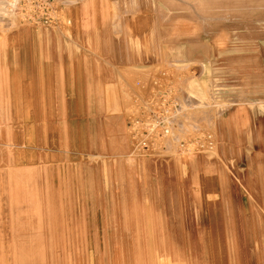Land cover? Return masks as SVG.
Listing matches in <instances>:
<instances>
[{"label": "rangeland", "instance_id": "374dc122", "mask_svg": "<svg viewBox=\"0 0 264 264\" xmlns=\"http://www.w3.org/2000/svg\"><path fill=\"white\" fill-rule=\"evenodd\" d=\"M149 3L142 18L150 35L164 42L183 35L185 46L194 45L201 56L118 67L114 79L99 84L91 62L71 64L64 76L56 75L48 86L43 85L45 78L39 79L42 84L31 89V123L20 121L25 133L31 124V143L15 151L14 187L1 192L4 199H16L18 206L14 232L0 234V264H76V247L82 241L75 237L76 214L79 204L89 199L99 201L100 210L107 199L115 204L122 199L145 202L160 195L155 194L153 182L158 181L156 188L161 189L166 183L203 181L191 174L197 168L212 177L211 191L219 182L239 188L264 184V142L253 131L255 120L264 129V0ZM105 17L107 24L115 26L138 16ZM183 23L191 29L178 30ZM75 25L74 21L67 41L52 28L31 29L39 33L37 37L44 34L66 42L70 51L78 39ZM145 65L170 72L186 115L162 156L138 159L128 155L125 120L132 87L141 77L139 67ZM203 93L206 100L201 99ZM207 133L212 136V149L178 151L180 142L194 143L195 148ZM241 193L250 203L258 198L263 203L264 191L260 196L247 190ZM115 209L122 213L129 207ZM260 213L264 217V206ZM31 215L51 219L42 223L50 227V239L32 240V250ZM65 230L74 233L66 239ZM149 242L155 246L154 239Z\"/></svg>", "mask_w": 264, "mask_h": 264}, {"label": "crops", "instance_id": "0c3cea01", "mask_svg": "<svg viewBox=\"0 0 264 264\" xmlns=\"http://www.w3.org/2000/svg\"><path fill=\"white\" fill-rule=\"evenodd\" d=\"M15 1L0 0L1 237L5 232H14L17 200L4 199L1 192L14 187L15 151L21 144L31 143V124L25 133L20 121L31 123V89L42 84L40 78H45L43 85L48 86L56 75L64 76L71 64L91 62L99 84L114 79L119 74L118 67L160 60L188 61L201 56L194 45L185 46L181 41L183 35H175L177 38L171 43L150 35L152 31L149 26L146 28V20L142 18L151 6L149 0H60L72 25L74 21L76 24L78 39L70 51L66 42L44 34L37 37L38 32L21 25L13 13ZM109 14L138 17L111 26L106 23L105 16ZM72 25L67 29H52L67 41ZM185 29L191 26L183 23L178 28ZM146 37L147 41L141 40ZM157 68L139 67V80H146L149 70ZM135 85L132 92L136 91ZM192 87L190 92L196 97ZM203 95L201 99L206 100ZM131 100L132 96L130 108ZM257 123L255 120L253 131L257 140L264 142V129L260 130ZM125 133L127 139L126 129ZM128 155L132 157L130 150ZM193 173L203 181L166 183L161 189L156 188L158 181L153 182L155 194L160 195L145 202L122 199L115 204L107 199L101 210L99 201L94 199L79 204L75 237L82 241L76 247L79 255L76 264H264V217L260 213L264 199L262 204L259 198L250 203L241 193L247 190L260 196L264 184H241L239 188L219 182L211 191L212 177L202 174L200 168ZM127 206L129 209H122V213L115 209ZM49 221L43 215H31V250L32 240L50 239V227L42 225ZM72 233L62 232L66 239ZM83 239L91 242L85 244ZM152 239L154 247L149 242ZM39 245L47 247L42 241Z\"/></svg>", "mask_w": 264, "mask_h": 264}, {"label": "built area", "instance_id": "2783aa9c", "mask_svg": "<svg viewBox=\"0 0 264 264\" xmlns=\"http://www.w3.org/2000/svg\"><path fill=\"white\" fill-rule=\"evenodd\" d=\"M13 13L20 22L34 28L67 29L72 25L60 0H16ZM132 92V107L126 117V132L133 158L160 157L179 125L186 109L170 72L165 68L149 70L146 80H139ZM199 142H180L178 151L210 150L212 136L203 134Z\"/></svg>", "mask_w": 264, "mask_h": 264}, {"label": "bare ground", "instance_id": "6f19581e", "mask_svg": "<svg viewBox=\"0 0 264 264\" xmlns=\"http://www.w3.org/2000/svg\"><path fill=\"white\" fill-rule=\"evenodd\" d=\"M183 5H185V4H183ZM218 17V16H217Z\"/></svg>", "mask_w": 264, "mask_h": 264}]
</instances>
